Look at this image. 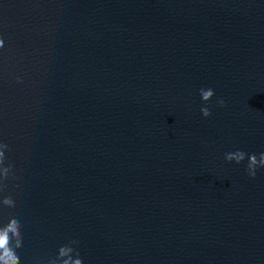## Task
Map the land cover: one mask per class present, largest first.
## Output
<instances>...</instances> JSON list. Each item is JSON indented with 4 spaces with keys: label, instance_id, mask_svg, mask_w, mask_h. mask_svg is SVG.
<instances>
[{
    "label": "water",
    "instance_id": "1",
    "mask_svg": "<svg viewBox=\"0 0 264 264\" xmlns=\"http://www.w3.org/2000/svg\"><path fill=\"white\" fill-rule=\"evenodd\" d=\"M0 39L19 264H264V167L225 159L264 153V0H0Z\"/></svg>",
    "mask_w": 264,
    "mask_h": 264
},
{
    "label": "clouds",
    "instance_id": "2",
    "mask_svg": "<svg viewBox=\"0 0 264 264\" xmlns=\"http://www.w3.org/2000/svg\"><path fill=\"white\" fill-rule=\"evenodd\" d=\"M0 47H3V39H0ZM200 95L202 100L207 103L214 96V90L211 88L201 89ZM217 103L220 106L224 105V100L219 99ZM201 112L204 117H208L211 115L210 109L208 107H203ZM0 148H8L7 144L0 143ZM248 157L247 164V172L248 175L252 178L256 176L257 168L264 167V153L259 154V158H257L256 154L248 155L243 151H236L234 153H227L225 159L227 161L235 160L237 163L244 161L245 157ZM5 153L4 151H0V165H3L0 168V180H5L8 178L9 167L5 165ZM4 204L9 205L10 207H15L12 203L11 197L4 198ZM21 224L15 218H12L6 225L0 227V264H19V256L15 253L13 248L11 247V238L15 237L16 239V248L21 247L22 237L19 231ZM61 255L65 254V250L61 248ZM67 264V262H65ZM76 264H80L78 260Z\"/></svg>",
    "mask_w": 264,
    "mask_h": 264
}]
</instances>
